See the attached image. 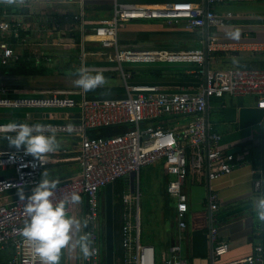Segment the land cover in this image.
Instances as JSON below:
<instances>
[{
  "label": "built area",
  "instance_id": "built-area-1",
  "mask_svg": "<svg viewBox=\"0 0 264 264\" xmlns=\"http://www.w3.org/2000/svg\"><path fill=\"white\" fill-rule=\"evenodd\" d=\"M205 1L206 8L194 3L146 6L113 0L111 18L100 21L90 30L81 24L82 60L87 52L84 49L87 41L97 43L103 51L111 52L112 61L117 65L123 80L122 97L87 98L83 89L78 98L54 92L41 96L31 95L33 93L12 96L11 90L0 84V109L25 111L16 122L50 125L51 134L56 138L72 140V145L67 144L36 159L26 154L23 148L4 145L11 134L7 125L13 121H0V196L18 192V186H23L27 196L39 182L46 167L76 160L78 174L59 180L52 199L59 201L73 192L81 197L78 204L68 203L66 211L68 215L76 210L82 212L83 235L87 237L90 247L89 255L83 254L84 264H105L99 231L101 190L107 184H114L132 175L137 181L142 167L159 162L170 177L166 182L165 193L175 201L176 224L175 241L167 247L160 263L187 264L181 248V242L186 239L188 213V197L183 190L185 180L190 173L202 171L206 172L209 181L216 180L230 174L238 160L221 148L219 135L209 132L205 116L208 101L226 95L251 96L257 99V107L264 110V68L241 66L228 70H207L204 73V52L199 49L170 52L121 48L118 33L123 25L133 21L156 19L174 24L182 22L186 30L225 27L233 14H218L214 11V7L222 0ZM81 17L82 10L73 17H65L63 30L68 31L72 21L81 20L82 23ZM51 25L56 35L61 34L60 24L53 20ZM20 30H25L22 20L11 19L8 13L0 11V58L3 65L9 61L6 55L10 48L6 38H17ZM213 47L212 41L207 44L208 51L213 50ZM158 63L196 65L200 70L195 72L201 74V81L193 86H178L171 90L158 85L129 82L131 75L124 68L125 65ZM47 109L67 112L62 119L53 122H41V118L28 112ZM180 116L188 118L181 128L172 129L166 125L169 120ZM69 124L72 125L71 131L66 127ZM99 130H115L117 133L105 136L100 135ZM253 189L257 192L262 190L260 178L253 180ZM139 198L137 184L120 196L124 249L122 264H155L153 247L142 244L140 240ZM208 201L211 264H264V236L246 257L223 261L222 258L229 252V243L218 235V220L214 214L217 210V194L210 192ZM25 203L19 196L12 198L11 202L0 201V252L12 251L8 264H40L32 246L20 232L27 219Z\"/></svg>",
  "mask_w": 264,
  "mask_h": 264
},
{
  "label": "crops",
  "instance_id": "crops-1",
  "mask_svg": "<svg viewBox=\"0 0 264 264\" xmlns=\"http://www.w3.org/2000/svg\"><path fill=\"white\" fill-rule=\"evenodd\" d=\"M118 1L146 6H157L168 3L177 5L190 3L203 5V0ZM112 8L113 0H82V9L81 0H0V11L8 13L11 19L22 20L25 27L23 32L26 33L22 39L16 42H12V37L7 36L6 39L10 51L6 56H8L9 61L7 65H3L0 58V84L9 88L14 95H17L23 94L17 93L19 89H30L31 87L50 88L54 84L62 82L65 84L64 86H70L74 90L78 89L77 94L76 92L67 93L78 98L82 88L76 81L81 72L76 67L72 71L64 67L62 69L57 68V64L53 66L52 59L46 55L48 53L47 50H50V47H53L54 50H60L63 47L64 49H72L76 53L80 52L81 39L79 28L81 24H83L84 28L90 30L100 21L111 18ZM81 10L82 23L81 20L72 21L68 27L71 28L68 31L63 30L66 25L64 18L73 17ZM214 11L218 14L230 12L233 14V17L228 20L225 27L214 28L213 30L208 29L207 34H205L203 28L196 31L186 30L182 27V22L172 24L165 20L156 19L133 21L123 25L120 29L118 33L120 46L125 49H160L170 52L190 51L194 49L204 52V48L206 47V63L204 66L210 71L228 70L250 65L264 66V31H253L252 29L251 31H242L240 29L242 27H264V0H222V2L214 7ZM33 20L36 22L34 26L28 23V21L32 22ZM53 20L61 25L59 26L61 28V34L59 35H56L57 33L52 30L51 21ZM46 35L48 41L41 40ZM34 36H39V39L41 38L39 44H37L39 45L37 49L41 51L38 52L39 56L28 49V47L30 48L29 45H31L30 41H32ZM76 40L79 43H76ZM211 41L214 47L213 50L208 51L207 44ZM93 44L90 41L85 43L88 47H91ZM23 51H28L32 55L34 54L36 61L43 60L42 65L45 70L43 76L25 79L15 77L11 73H1L2 69H8L13 66ZM112 57L111 52L103 50H87L84 53V70L93 74H107L102 85L89 91L83 89L87 98H115L124 95L123 80L118 73L117 65L112 61ZM170 65L174 64L138 65L140 68H135L137 66L132 68H135L137 75L138 72L154 67H164L167 68L165 71H168L172 69ZM176 68L184 69L185 73L189 74L195 72L198 67L187 68L178 66ZM73 72H76V74ZM110 79L118 80V84H108L107 81ZM45 82H52V84ZM157 85L166 90L175 89L180 86L175 84ZM256 100L255 97L251 96L234 97L226 95L222 98H212L208 101L206 119L209 132L220 136V146L226 152L239 147L241 150L232 153L238 160L230 174L209 181L206 172L202 171L200 173H190L185 180L183 190L188 197V213L185 231L186 239L181 242V248L182 255L187 260V264H211V246L208 240V195L210 192L218 196L217 210L214 212L218 220V235L222 240L229 243V252L222 258L223 261L246 257L251 253L253 246L260 242L264 236V221L259 219L255 207L257 199L264 196V110L257 107ZM29 111L33 113V116L41 118L43 120H40L41 122L58 121L67 112L48 109ZM24 113V110L0 109V120H19ZM169 121L166 124L168 127L178 129L187 123L188 118L180 116ZM58 139V148H63L67 144L69 146L72 145V140ZM55 165L58 166V172L50 179L56 181L72 178L79 171L76 160H69ZM154 165L152 167L157 170L160 169L161 178L163 179L161 194L164 200L162 204L161 202L158 203L159 212L161 211V226L158 228L157 235L154 238L151 239V234L147 232V229H145L144 236H142L139 198L140 240L142 244L153 247L155 258L157 257L158 264H161L160 262L165 255L167 247L176 238L175 201L165 193L166 182L170 177L166 174L163 164L159 162ZM140 173L139 171L137 181L132 175L118 182V188L123 190L121 194L131 190L133 185L135 188L136 184L139 191ZM256 178H260L262 181V190L259 192L253 189V180ZM121 194L117 196L116 200L113 198L114 264H122L124 254L121 237ZM101 195H103L104 206L103 189L101 190ZM18 196V192H11L0 196V201L11 202L12 198ZM161 205L163 206L161 207ZM75 217L81 221V228L78 232H73L71 244L62 249L59 264H84L83 253L78 244H76V241L83 235L82 212L76 210ZM165 221H168V226H164ZM99 231L101 233L100 223ZM102 240L104 244V238ZM11 256V250L0 252V257L5 258L4 264H8Z\"/></svg>",
  "mask_w": 264,
  "mask_h": 264
},
{
  "label": "clouds",
  "instance_id": "clouds-1",
  "mask_svg": "<svg viewBox=\"0 0 264 264\" xmlns=\"http://www.w3.org/2000/svg\"><path fill=\"white\" fill-rule=\"evenodd\" d=\"M104 80L102 73L93 74L81 69L76 83L85 91H89L102 85ZM66 127L69 131L72 130V125ZM7 128L11 132L7 136L9 145L16 149L23 148L26 154L36 159L57 150L59 146L55 135L51 134L50 125L13 121ZM57 183L58 181L47 178L45 173L27 196L23 186H18L19 197L26 201L27 216L20 232L32 246L40 264H59L62 249L71 244L73 232H78L81 228V221L68 215L66 211L68 203L80 202V195L73 192L70 196L54 201L52 196ZM255 207L259 219L264 220V196L257 199ZM76 244L85 256L89 255L90 247L86 236H80Z\"/></svg>",
  "mask_w": 264,
  "mask_h": 264
},
{
  "label": "rangeland",
  "instance_id": "rangeland-1",
  "mask_svg": "<svg viewBox=\"0 0 264 264\" xmlns=\"http://www.w3.org/2000/svg\"><path fill=\"white\" fill-rule=\"evenodd\" d=\"M28 23L33 24V26L36 25L35 24L36 22L34 20L32 22L28 21ZM172 24H174V23H172ZM40 39H39V36H34L32 41H30V44H31V45H29L30 48L28 47L30 52H33L37 56H39L38 52H41L40 50L37 49L39 46L37 44H39ZM43 39L48 41L47 35L45 37H43L41 40H43ZM118 40H120L119 37H118ZM23 48L27 49L25 47H23ZM50 48H51L50 50H47L48 53H46V55L48 58L52 59L53 66H54V64L55 65L57 64L58 65L57 68L62 69L63 65L65 63L72 62V60L75 59L74 61L76 63L74 64V67H76L79 72H81V69H85L83 66L81 51L80 52L78 51L76 53V52H73L74 50H72V49H64L63 47L60 50H54L53 47H50ZM36 50H38V51H36ZM84 61H85V59H84ZM135 66H137V67H135ZM139 66H149V65H139ZM178 66L187 67V68L196 67V65H176V64L170 65V67L172 69H176V67H178ZM127 67L140 68V67H138V65H134V66L125 65L124 66V68H127ZM55 74H57V73H55ZM45 83L52 84V82H45ZM107 83L110 85H117L118 80L110 79L107 81ZM44 85H46V84H44ZM64 85H65L64 83L59 82L57 84H54L53 87H50V86H46V87L54 88L53 92L56 94H64V93H68V92H72V93L76 92V94L78 93V89L74 90L73 88H70V86H64ZM17 93L28 94V93H32V90L23 88V89H19V92H17ZM49 93L50 92H45L44 95H48ZM56 111L66 112V110H56ZM28 112H31V111H28ZM0 121H3V120H0ZM107 133H110V132H107ZM111 133L115 134V133H117V131L112 130ZM56 140L59 141L58 138H56ZM4 145L7 147L10 146L8 142L5 143ZM152 166H155V165H149V166H145V167L141 168V170H140L141 173L139 176V185H138L139 191H140V209H141V211H140V223L142 226V236H144L145 229H147V232H149L151 234V239L157 235L158 228L161 226V216H160L161 211L159 212L158 203L161 202V204H162L163 200H164L163 195L161 194L163 179L161 178L160 169L157 170L156 168H154ZM57 172H58V166L57 165H49L48 167H46L42 171L41 178L46 173L47 178L50 179ZM162 206L163 205H161V207ZM102 210L104 213V206H102V203H101L100 204V217H99L100 223L102 220V217H101ZM75 216H76V212L73 213L72 217L76 218ZM168 224H169L168 221H165L164 226H168ZM142 242H143V239H142ZM4 260H5V258L3 257L2 261H4Z\"/></svg>",
  "mask_w": 264,
  "mask_h": 264
},
{
  "label": "trees",
  "instance_id": "trees-1",
  "mask_svg": "<svg viewBox=\"0 0 264 264\" xmlns=\"http://www.w3.org/2000/svg\"><path fill=\"white\" fill-rule=\"evenodd\" d=\"M197 29H195L196 31ZM213 30V29H210ZM194 31V30H192ZM26 35V33H24L22 30L19 31V36L16 38L14 36H12V42H16L20 39H22L24 36ZM10 41V42H11ZM78 42V40H76V43ZM79 43V42H78ZM94 43V42H93ZM94 46V47H93ZM85 51L87 50H100L102 51V49L100 48V46L97 43H94L91 47H88L85 45L84 47ZM75 60V59H74ZM74 60H72V62L69 63H65L63 65V67L65 69H71L72 71L75 70L74 64L76 63ZM43 60H38L36 61V58L34 55H32L30 52L28 51H23L21 56L17 59V61L15 62V64L13 66H11L8 69H2L1 73L2 74H9L11 73L13 76L18 77V78H25V79H32V78H38L40 76L44 75V67L42 65ZM254 64V63H252ZM250 65V64H249ZM252 67H259V68H264V66H254V65H250ZM167 68L164 67H154V68H148L142 72H138V74L136 75V70L132 67H127L126 70L130 72V79L129 82L132 84H151V85H171V84H175V85H182L187 87L188 85H196L199 84L201 81V75L197 74L196 72L193 73H185L184 69H180V68H176V69H170L168 71H165ZM200 70L199 68H196L195 71ZM74 74H76V72H73ZM104 77H107L106 73H102ZM30 90H32L31 95L34 96H41L44 95L45 92H50L52 93L54 91V88H41V87H31ZM49 93V94H50ZM10 95H14L13 92L11 91ZM24 94H17L14 96H23ZM112 130H99L98 133L100 135H111L114 133H111ZM110 132V133H107ZM107 133V134H106ZM116 134V133H115ZM119 181L114 183L113 186V198L114 200L117 199V196L119 194H121V192L123 191L121 188L119 187ZM103 195H101L100 192V204L102 203L103 206ZM101 223H100V237H101V242H102V247H101V252H102V258H103V263H104V244H103V235H104V225H103V221H104V213L103 210L101 212ZM115 237V236H114ZM0 264H4V261H2V257L0 258ZM155 264H158V259L157 257L155 258Z\"/></svg>",
  "mask_w": 264,
  "mask_h": 264
},
{
  "label": "water",
  "instance_id": "water-1",
  "mask_svg": "<svg viewBox=\"0 0 264 264\" xmlns=\"http://www.w3.org/2000/svg\"><path fill=\"white\" fill-rule=\"evenodd\" d=\"M203 7L206 8V1L203 0ZM242 31H264V27H242ZM205 34H207L208 29L203 28ZM206 47L204 48V57L206 63ZM162 65H167L164 63H158ZM155 65V64H150ZM207 67L204 66V73L207 71ZM207 110V108H206ZM206 116V112H205ZM207 121V119H206ZM241 148L230 149L227 153H235L240 151ZM104 192V262L105 264H114V232H113V184H107L103 188Z\"/></svg>",
  "mask_w": 264,
  "mask_h": 264
}]
</instances>
